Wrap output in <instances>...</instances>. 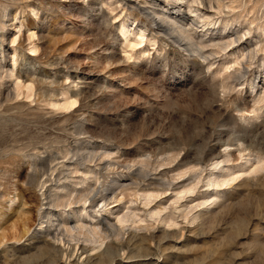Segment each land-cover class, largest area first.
<instances>
[{
  "label": "rangeland",
  "instance_id": "1",
  "mask_svg": "<svg viewBox=\"0 0 264 264\" xmlns=\"http://www.w3.org/2000/svg\"><path fill=\"white\" fill-rule=\"evenodd\" d=\"M0 264H264V0H0Z\"/></svg>",
  "mask_w": 264,
  "mask_h": 264
},
{
  "label": "bare ground",
  "instance_id": "2",
  "mask_svg": "<svg viewBox=\"0 0 264 264\" xmlns=\"http://www.w3.org/2000/svg\"><path fill=\"white\" fill-rule=\"evenodd\" d=\"M124 1V0H123ZM126 1V0H125ZM151 1V0H150ZM122 3V2H121ZM129 9H131V8H129ZM138 9V8H137ZM137 11V10H136ZM143 13V12H142ZM141 13V14H142ZM145 13V12H144ZM149 16V15H148ZM136 17V16H135ZM145 17V16H144ZM150 17V16H149ZM136 19H138V18H136ZM140 19V18H139ZM147 19V18H146ZM145 19V20H146ZM151 19V18H150ZM162 19V18H161ZM166 19H168L167 21L169 22V20H170V25H172L171 23V21H173L174 19L172 18V19H170L169 17L168 18H166ZM143 20V19H142ZM145 20H143V21H145ZM164 20V19H163ZM148 21H149V19H148ZM150 22H153V24L155 25V27L157 28V29H159V30H161V31H163V27H162V24H161V22L157 19V20H154V19H152V21H150ZM165 23V22H164ZM174 23V22H173ZM166 25V24H165ZM144 28V27H143ZM147 28V27H146ZM167 28V27H166ZM179 28V27H178ZM175 30V29H174ZM144 31H146V30H142V29H140V31L139 32H141V33H143ZM180 32V34L181 35H184L185 36V31H182V30H180L179 31ZM126 33V32H125ZM139 34V33H138ZM142 35H144V34H142ZM140 37H142L141 35H140ZM192 40V39H191ZM142 41V40H141ZM200 44V43H199ZM199 44H196L195 42L194 43H190V47H194V48H197V52H199V48H200V46H199ZM219 47V46H218ZM223 47V46H222ZM221 47V48H222ZM204 48V47H203ZM201 49V48H200ZM91 155V154H90ZM89 155V156H90ZM95 155V154H94ZM96 156V155H95ZM92 158V157H91ZM52 159V158H51ZM89 159V158H88ZM82 160H86V158H84V159H82ZM80 161H81V159H80ZM86 162V161H85ZM81 162H79L78 163V165L80 164ZM87 163V162H86ZM81 164H83V163H81ZM85 164V163H84ZM82 166V165H81ZM81 166H79V167H81ZM85 166V165H84ZM89 167V166H88ZM84 168V167H83ZM82 168V169H83ZM74 169H76V168H74ZM81 169V170H82ZM85 169V168H84ZM95 169V168H94ZM67 171V170H66ZM75 171V170H74ZM90 171V170H89ZM70 173V172H69ZM78 173V172H77ZM97 173V172H96ZM95 174V173H94ZM63 175V174H62ZM82 175V174H81ZM88 175V174H87ZM65 176V175H64ZM66 177H67V175H66ZM68 178V177H67ZM69 178H70V176H69ZM94 178V177H93ZM96 180V179H95ZM80 182V181H79ZM82 182V181H81ZM82 185H84V184H82ZM86 185V184H85ZM89 185V184H88ZM65 186V185H64ZM91 186V185H90ZM82 187V186H81ZM94 187V186H93ZM60 189V188H59ZM82 190V189H81ZM57 191H59L58 189H57ZM61 191H63V190H61ZM69 191V190H68ZM98 191V190H97ZM71 192V191H70ZM94 192V190L93 189H91V187H89L88 189H86V190H84V192H79L80 193V195L78 196V198H77V202L78 203H82V209L81 210H79L78 212H77V214H78V217H79V222H77L78 223V225L77 226H71V227H68L67 225H64V227H65V232L67 233V234H69L70 235V237H72V235L73 234H81V233H83L84 232V234L86 235V241H88V242H90V243H92V244H98V247H100L101 245H102V243H103V241L110 235V234H113L114 235V232L115 231H112L113 229H111L110 227H104V226H101V221L100 220H97V221H95V222H93V221H91V222H86V218L88 219V218H90L91 220H96V218H94V217H91L90 216V214L88 213V212H86L85 210H87L86 208H85V204L86 203H89V204H91V203H94V202H96V198H94V197H89V195L91 194V193H93ZM55 193V192H54ZM75 194V193H74ZM49 195V194H48ZM54 195V194H53ZM94 195V194H93ZM96 195V194H95ZM77 197V196H76ZM97 197V196H96ZM65 198V197H64ZM63 199V198H62ZM59 196H55V198H54V202H55V206H56V209L57 208H60V210H62L63 209V207H66V206H68L69 204H71L72 202H69V200L68 199H63L62 200ZM74 200V199H73ZM70 206V205H69ZM105 206L106 205H103L101 208H105ZM102 211V210H101ZM73 212H75V211H73ZM64 218V217H63ZM83 219H84V221H83ZM66 221V220H65ZM69 224V223H68ZM71 224V223H70ZM72 225V224H71ZM113 228H114V226H113ZM116 234V233H115ZM91 250H94V248H91Z\"/></svg>",
  "mask_w": 264,
  "mask_h": 264
}]
</instances>
